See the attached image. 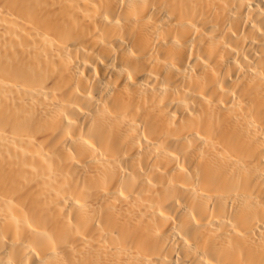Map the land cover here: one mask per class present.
Masks as SVG:
<instances>
[{"label": "bare ground", "instance_id": "6f19581e", "mask_svg": "<svg viewBox=\"0 0 264 264\" xmlns=\"http://www.w3.org/2000/svg\"><path fill=\"white\" fill-rule=\"evenodd\" d=\"M0 264H264V0H0Z\"/></svg>", "mask_w": 264, "mask_h": 264}]
</instances>
